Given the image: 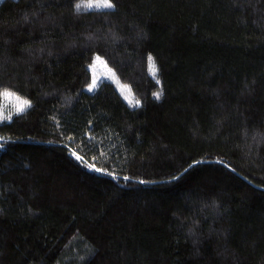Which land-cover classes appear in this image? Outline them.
I'll return each mask as SVG.
<instances>
[{"label": "trees", "instance_id": "trees-1", "mask_svg": "<svg viewBox=\"0 0 264 264\" xmlns=\"http://www.w3.org/2000/svg\"><path fill=\"white\" fill-rule=\"evenodd\" d=\"M79 2H0V264H264V0Z\"/></svg>", "mask_w": 264, "mask_h": 264}, {"label": "snow or ice", "instance_id": "snow-or-ice-1", "mask_svg": "<svg viewBox=\"0 0 264 264\" xmlns=\"http://www.w3.org/2000/svg\"><path fill=\"white\" fill-rule=\"evenodd\" d=\"M75 7H76L77 12H79L81 9H91L93 7L97 8V9H100V8L112 9V8H114V5L112 3V0H80V2L75 5ZM97 61L103 63L102 58L99 55H97L94 58L93 63H95ZM147 61H148V72L156 80V83L160 84V80L158 79V76H157L158 68L155 65L154 58L151 55H149L147 58ZM84 71L87 74L89 69L86 68ZM101 84H107L108 86H111L109 81L102 77L99 80L93 79L92 82L90 84H88L87 91L90 93L94 92ZM125 90H127L128 94L124 95V97H123L124 100L128 102L129 106L139 107L141 105L140 100L137 99V100L133 101V99L131 98L132 97L131 89L128 88L127 85H121V91L123 92ZM162 94H163L162 90L152 93L153 97L156 100H159L161 98ZM0 101L11 102L13 109H14L16 114L24 113L29 107H31V102L29 100L21 98L15 92H13L7 88H0ZM6 107H7L6 103H0V122H2V121H9L10 122L12 120L13 112L9 111L8 114L5 115L4 110ZM0 147H2V144H0ZM71 155L78 162L83 160V157L81 155H79L77 151H73L71 153ZM88 167L90 170H94L96 172H101V169L95 168L92 165H88ZM178 178L179 177H175V179H178ZM124 179H128V177H124ZM141 183H143V181H141Z\"/></svg>", "mask_w": 264, "mask_h": 264}, {"label": "rangeland", "instance_id": "rangeland-1", "mask_svg": "<svg viewBox=\"0 0 264 264\" xmlns=\"http://www.w3.org/2000/svg\"><path fill=\"white\" fill-rule=\"evenodd\" d=\"M1 1H3V0H0V2ZM91 9L97 10V8H95V7L91 8ZM100 9H103V8H100ZM81 10H86V9H81ZM102 61H103V63L99 62V61H97L95 63L92 62V64L89 66V71L91 72V75H92L91 82L93 79L99 80L100 78L103 77L109 81L111 86H108L107 84H101L94 92H91V93L96 94L98 96L102 95L104 97L103 99H105V100H107V99L113 100L115 98H119V99L123 100L124 95L128 94L127 90H125L123 92L121 91V84L119 82H117L114 72L110 71V69L107 67L106 63L104 62V60H102ZM122 85H124V84H122ZM86 91H87V88H86ZM0 103H6L7 104V107L4 110L5 115H7L9 111H12L13 116H14L15 111L13 109L11 102L1 101Z\"/></svg>", "mask_w": 264, "mask_h": 264}]
</instances>
